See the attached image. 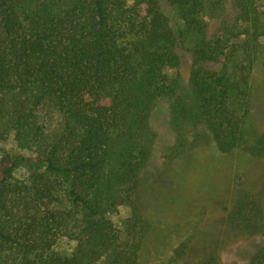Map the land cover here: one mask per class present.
Returning <instances> with one entry per match:
<instances>
[{
    "label": "trees",
    "instance_id": "obj_1",
    "mask_svg": "<svg viewBox=\"0 0 264 264\" xmlns=\"http://www.w3.org/2000/svg\"><path fill=\"white\" fill-rule=\"evenodd\" d=\"M260 53L264 0H0V141L27 153L0 157V264H138L154 106L168 102L174 136L157 175L202 144L230 153ZM249 155L264 159V133ZM259 210L244 195L231 223L264 238Z\"/></svg>",
    "mask_w": 264,
    "mask_h": 264
},
{
    "label": "rangeland",
    "instance_id": "obj_2",
    "mask_svg": "<svg viewBox=\"0 0 264 264\" xmlns=\"http://www.w3.org/2000/svg\"><path fill=\"white\" fill-rule=\"evenodd\" d=\"M127 3L131 5L132 0ZM187 68H182L183 84ZM249 87L251 109L241 146L223 154L202 144L161 175L154 168L174 136L168 102L160 100L154 106L150 120L157 136L155 154L149 165L150 179L142 191L143 214L153 226L143 240L138 264H206L214 259L221 264H246L264 245V238L235 227L229 217L235 202L248 195L259 204L264 221V159L249 155L255 140L264 133V53L252 63ZM6 153L27 155L12 137L0 141V157ZM128 213L122 207L111 216L121 231ZM73 246L74 242L62 238L55 248L68 254Z\"/></svg>",
    "mask_w": 264,
    "mask_h": 264
}]
</instances>
